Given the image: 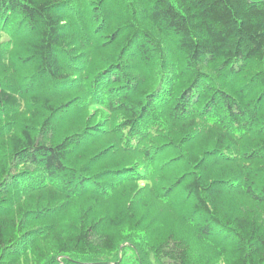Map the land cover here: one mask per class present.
I'll return each instance as SVG.
<instances>
[{"label":"trees","instance_id":"trees-1","mask_svg":"<svg viewBox=\"0 0 264 264\" xmlns=\"http://www.w3.org/2000/svg\"><path fill=\"white\" fill-rule=\"evenodd\" d=\"M0 34V264H264V0H0Z\"/></svg>","mask_w":264,"mask_h":264},{"label":"rangeland","instance_id":"rangeland-1","mask_svg":"<svg viewBox=\"0 0 264 264\" xmlns=\"http://www.w3.org/2000/svg\"><path fill=\"white\" fill-rule=\"evenodd\" d=\"M258 1V0H256ZM88 111L87 114H92L97 117V121L103 120V122L106 121L107 117H105V110L102 108L101 105H94L90 107L89 109L86 108ZM124 264H134V256L130 250L126 251V255L124 257Z\"/></svg>","mask_w":264,"mask_h":264},{"label":"clouds","instance_id":"clouds-1","mask_svg":"<svg viewBox=\"0 0 264 264\" xmlns=\"http://www.w3.org/2000/svg\"><path fill=\"white\" fill-rule=\"evenodd\" d=\"M8 37L4 34H0V42L6 41Z\"/></svg>","mask_w":264,"mask_h":264}]
</instances>
